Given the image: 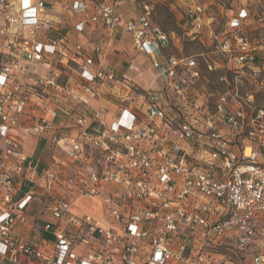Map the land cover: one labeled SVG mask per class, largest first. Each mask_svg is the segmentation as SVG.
I'll return each instance as SVG.
<instances>
[{
  "label": "built area",
  "instance_id": "1",
  "mask_svg": "<svg viewBox=\"0 0 264 264\" xmlns=\"http://www.w3.org/2000/svg\"><path fill=\"white\" fill-rule=\"evenodd\" d=\"M46 1L58 6L52 15ZM177 1L140 0L138 15L122 21L108 0H0L1 264H234L232 255L264 264V105L255 101L264 69L259 46L241 33L249 13L231 10L215 33L205 5ZM174 3L191 22L186 36L213 39L226 62L167 52L174 33L151 17ZM60 11L75 16L76 32L95 25L130 35L154 81L139 86L132 61L118 72L107 47L70 49L52 34ZM67 62L78 87L69 74L60 81ZM242 80L255 89L242 91ZM104 89L105 111H76ZM35 137L61 153L46 167L21 149ZM36 194L41 243L18 232ZM81 199H97L100 221L79 211Z\"/></svg>",
  "mask_w": 264,
  "mask_h": 264
},
{
  "label": "rangeland",
  "instance_id": "2",
  "mask_svg": "<svg viewBox=\"0 0 264 264\" xmlns=\"http://www.w3.org/2000/svg\"><path fill=\"white\" fill-rule=\"evenodd\" d=\"M108 1L119 3L118 10L127 17L134 16L137 12H139L138 4L140 0H108ZM181 3H183V5H189L193 3H200L205 5L206 15L213 17V22L210 25V29L215 33L222 31L226 27V21L228 19V15H230L231 10H236L239 7H245L249 15L247 20L244 22V26L241 30V33L246 35L256 45L259 46L257 53L259 60L263 64V69H264V0H182ZM167 5L169 6V9L171 11V14H173V16L170 15L169 11L163 9L160 5H158L154 8L151 18H152V22L157 26L164 28L167 32L172 31L174 33L170 47L167 49L168 53H172L176 55H198L197 58L199 60L201 59L199 53H204V55L209 58H212L214 60H222L223 62H226V60L223 59L222 56H220L217 50L215 48H212L213 44H215V41L213 39L210 38V40H212L210 44L204 45L200 41L191 40L188 36H186L184 30L186 29V27L190 25L191 22L184 13V9H185L184 6L178 8L179 9L178 12L175 3L167 4ZM176 10L178 14L174 13ZM67 19L70 23L74 21V17L71 16H67ZM66 30L67 28L65 26H62L60 31L53 32L52 34L55 36H61L65 34ZM206 31L207 29L205 30V32ZM210 40H207V42ZM115 48H116L115 52L112 54L113 62H118L121 60L126 61L129 59L133 60L135 64H137L140 72L138 77L139 83L141 84V87L145 89L148 86V82L155 78L154 71L149 70L148 68V61L146 60V57L142 54L132 53L128 37L117 38V41L115 43ZM66 65L67 66H65V68L61 69L60 81L64 82L66 80L67 74H69L74 78L73 81H75L77 87L80 86L79 85L80 81L75 71V64L67 62ZM262 74L264 75V70H262ZM242 82H243L241 86L242 91H245L246 89H255V87L249 81L242 80ZM209 88L213 90H217L221 88V86L212 84L209 86ZM255 101L259 105H264V90L255 93ZM91 102H89L90 106L87 108L81 104H78V106L76 107V111L77 112L85 111L87 113H90L91 107L96 108L95 107L96 100H93ZM56 120L59 121L58 118ZM36 139L37 137L29 139L27 144L30 148L35 147L34 141ZM43 146H44L43 155L45 156L44 157L45 160H43V158H40V161L50 163L51 156L55 152L54 147L49 143L45 142L44 140H41L39 142L40 149ZM55 154L61 155V153L58 150L55 152ZM62 191L63 189L60 186H58L56 183H54L53 188L50 191V196L58 197L62 193ZM36 200L37 199H34L31 202L29 208L32 209L31 211L34 210L36 214H39V211L42 208V206L40 205L39 210H38L39 207L37 209H34L37 207L35 202ZM32 205H34V208H32ZM77 206H79L80 212L93 211L91 203L87 199L79 200L77 202ZM35 222L38 223L39 226L42 224L41 219L35 220ZM257 225L259 228L261 226H264V220L257 221ZM222 254H224L226 258L230 256L229 253L227 255V252L224 250L222 251ZM230 257L234 261V264L243 263L242 258L240 256L232 255ZM216 258L218 261L220 260V256L216 255Z\"/></svg>",
  "mask_w": 264,
  "mask_h": 264
},
{
  "label": "crops",
  "instance_id": "3",
  "mask_svg": "<svg viewBox=\"0 0 264 264\" xmlns=\"http://www.w3.org/2000/svg\"><path fill=\"white\" fill-rule=\"evenodd\" d=\"M176 3H177V6H178V4L182 5L178 1ZM46 6L48 8L47 13H49L51 15L53 13H55L56 9H58L57 5L51 4V3H49V1H46ZM118 6H119V3H116L115 10H116V13L121 17L122 21H125V20H127L129 18H134V17H136L138 15V12H137L134 16L127 17V16H125L124 14H122L118 10L119 9ZM59 13L62 15V19H63V25L62 26H65L67 28V30H66V32H65V34L63 36L67 39L68 47L70 49L72 48L73 44L76 43V42H82L84 44V46L86 47L87 52H89L90 49H92L96 45H101L103 47H107L108 50H109V57H108L107 63L110 66L114 67L118 72L124 71L125 66H126L128 61H132V62H134V61L129 59V60H126V61L121 60V61H118V62H113L112 54L115 52V49H116L115 48V43L117 41V38L128 37L132 53L133 54H142V53H137V52H135L133 50L130 35H128L127 33L122 32L121 30L108 32V31H106V30H104L102 28H99V27L95 26V25H89L84 31L76 32L74 30V24L76 22L75 16L72 15L71 13H69V12H66V11H60ZM174 13L178 14L177 10ZM67 16L74 17V21L72 23H70L68 21V19H67ZM142 55H144V54H142ZM144 56L146 57V60L148 61L149 70H152L150 68V66H149L148 57L146 55H144ZM130 74L133 76V78L136 81V83H138V85L141 86V84L139 83V79H138L139 75H137L136 72H131ZM152 81H154V79H152V80H150L148 82V86H149L150 82H152ZM160 86H161L160 82L158 80H156L154 82V87L158 88ZM106 97H105V89H104L98 99H93V100H96V103H95L96 106L95 107L99 106L102 109H104V111H105V106H109V100H107V99H109V97H107V98ZM93 100H91V101H93ZM91 104H92V102H91ZM91 109H92V107H91ZM29 139H27L22 144V147H21L22 151L24 153H26L27 155H29L33 159L43 158V160H45V158H44L45 156L43 155V148H44L45 144H44L43 147H41V149L39 147V142L41 140H44V139L43 138H37L34 141L35 142V147H33V148H30L28 146V144H27ZM51 160H52V157H51ZM48 163L49 162L41 161L40 162V167L41 168L42 167H46ZM36 195H39V196H36V198H35V199H37L35 201L37 207L34 208V205H32V208L37 209L39 207L38 208V210H39L40 209V198H41V196H40V194H36ZM90 203L92 204V208H93V211L90 212V213H93L95 218L100 221L101 217H100V214L98 212L100 207L98 206L97 199H92L90 201ZM31 210L32 209L28 207L26 213H27L29 221H28V223L26 225L20 227L18 232L25 239L31 240V241L36 242V243H41V241L43 239H45V240L48 239V235L44 234L41 231L40 232L38 231L39 225H38V223L35 222V220H38L40 218H39V215L36 214V212L34 210L33 211H31Z\"/></svg>",
  "mask_w": 264,
  "mask_h": 264
},
{
  "label": "trees",
  "instance_id": "4",
  "mask_svg": "<svg viewBox=\"0 0 264 264\" xmlns=\"http://www.w3.org/2000/svg\"><path fill=\"white\" fill-rule=\"evenodd\" d=\"M163 9L169 11L170 15L173 16V14H171V11L169 9V6L168 5H165V6H161ZM162 28V27H161ZM163 30H165L164 28H162ZM166 31V30H165Z\"/></svg>",
  "mask_w": 264,
  "mask_h": 264
}]
</instances>
